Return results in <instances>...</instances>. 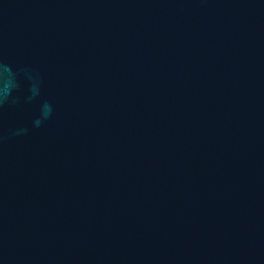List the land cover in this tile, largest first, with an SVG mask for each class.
<instances>
[{
    "label": "water",
    "instance_id": "water-1",
    "mask_svg": "<svg viewBox=\"0 0 264 264\" xmlns=\"http://www.w3.org/2000/svg\"><path fill=\"white\" fill-rule=\"evenodd\" d=\"M10 74L0 264H264V0H0Z\"/></svg>",
    "mask_w": 264,
    "mask_h": 264
},
{
    "label": "clouds",
    "instance_id": "clouds-1",
    "mask_svg": "<svg viewBox=\"0 0 264 264\" xmlns=\"http://www.w3.org/2000/svg\"><path fill=\"white\" fill-rule=\"evenodd\" d=\"M29 79L32 80V84L30 88L31 96H29L28 99H32L34 96L38 94V82L37 79L34 77L29 76ZM13 87H15V77L14 75H11V78L8 81H6L4 86L2 87V93H0V104L8 100V98L11 96ZM43 108H44L43 114L45 117H47V115L50 112V106L45 104ZM39 123L40 121H36L37 125H39Z\"/></svg>",
    "mask_w": 264,
    "mask_h": 264
}]
</instances>
